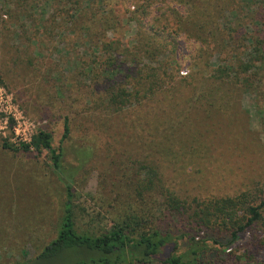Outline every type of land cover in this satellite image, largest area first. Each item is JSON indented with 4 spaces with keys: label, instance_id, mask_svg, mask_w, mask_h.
I'll list each match as a JSON object with an SVG mask.
<instances>
[{
    "label": "rangeland",
    "instance_id": "374dc122",
    "mask_svg": "<svg viewBox=\"0 0 264 264\" xmlns=\"http://www.w3.org/2000/svg\"><path fill=\"white\" fill-rule=\"evenodd\" d=\"M15 2L0 0L1 20ZM24 2L37 28L14 17L4 39L23 55L0 51V264L34 258L58 228L49 152L20 150L39 131L74 180L78 231L155 228L185 236L169 254L194 237L197 264H264L263 207L229 245L264 202V0ZM53 19L66 35L42 33ZM160 65L170 86L146 93Z\"/></svg>",
    "mask_w": 264,
    "mask_h": 264
},
{
    "label": "trees",
    "instance_id": "16d2710c",
    "mask_svg": "<svg viewBox=\"0 0 264 264\" xmlns=\"http://www.w3.org/2000/svg\"><path fill=\"white\" fill-rule=\"evenodd\" d=\"M107 1L108 0H101V3L108 5L107 3L109 2ZM15 6L18 12L16 10L9 11L6 16V21L1 20L0 18V51L7 48L12 49L13 52H9L7 49L9 53H12V59H18L23 55L21 46L14 44L11 47H7L8 42L4 39L6 37V32H9L10 27L14 24V17H24L25 24L23 23L20 28L23 34L26 33L28 29L27 26L30 29L34 26L37 28V21L33 19L31 14L27 11L24 0H22V2L16 0ZM54 8L55 7L53 6V9ZM83 12H85V10L82 11L79 7V16H81ZM54 13L55 16L60 17L56 9H54ZM57 21H59V19H53L48 26L44 23L41 26L42 33L59 30L63 33V36L66 35V32L61 28V25L58 24ZM39 25L40 23L38 22V26ZM71 25H74V22ZM69 30L74 32L73 29ZM109 45V43L106 44V46ZM155 73L156 76L153 78L154 81L151 84H149L150 82H144L148 83L146 93L152 92L153 90H156V92L161 91L160 88L166 83V81L167 86H170L171 78L169 73L166 72L164 66L160 65L159 68H156ZM162 75L164 77H162ZM162 78H166V81H163ZM141 83L143 84V82ZM107 92L111 94L112 100H114L116 97L114 96V92L108 90ZM163 95L164 92L162 96ZM145 99H148V97H145ZM50 100L53 101L54 97L50 96ZM124 100L126 103H131L133 101L132 97H126ZM101 103L102 102L98 101L93 108H97V106L103 108L107 115L112 112L107 106L101 107ZM75 104L76 100H72L70 106H75ZM77 113L79 112L77 111ZM111 122L114 123V121ZM113 123H107L106 127L111 128ZM69 134L70 127L68 119L65 118L62 138H67ZM3 147L5 149H11V146L7 143L3 144ZM30 149L37 152H41L42 150L49 152L52 172L63 188L64 200L54 239L45 245L34 258L13 264H154L156 261H160L163 264H197L196 256L200 253L201 248L199 247V242L195 241L194 237H190L184 243V245L188 247V252L185 251L169 254V252L167 253L168 248L171 245H178L179 241L185 239V236H182L181 238L174 237L169 233H165L155 228L138 231L137 228H133L131 225L127 224L98 233L78 231L76 228L73 207L74 180L70 176H64L61 149H54L52 147L51 136L44 131H39L32 138L30 143H22L20 146V150L24 152H28ZM262 207L264 208V202H261L257 206L251 205L246 208V222L243 225L235 223L231 226V242H229V245L238 239L239 232L261 219L260 210ZM214 243L216 244V241H214ZM216 245L220 247V244L217 243ZM191 256H194V258Z\"/></svg>",
    "mask_w": 264,
    "mask_h": 264
},
{
    "label": "built area",
    "instance_id": "2783aa9c",
    "mask_svg": "<svg viewBox=\"0 0 264 264\" xmlns=\"http://www.w3.org/2000/svg\"><path fill=\"white\" fill-rule=\"evenodd\" d=\"M25 144V143H24Z\"/></svg>",
    "mask_w": 264,
    "mask_h": 264
}]
</instances>
